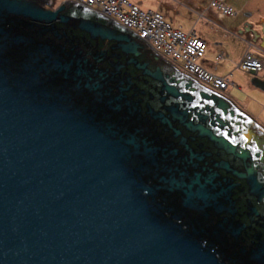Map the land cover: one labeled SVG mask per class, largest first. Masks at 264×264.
<instances>
[{"label":"water","instance_id":"obj_1","mask_svg":"<svg viewBox=\"0 0 264 264\" xmlns=\"http://www.w3.org/2000/svg\"><path fill=\"white\" fill-rule=\"evenodd\" d=\"M0 264H264V127L104 13L0 0Z\"/></svg>","mask_w":264,"mask_h":264},{"label":"built area","instance_id":"obj_2","mask_svg":"<svg viewBox=\"0 0 264 264\" xmlns=\"http://www.w3.org/2000/svg\"><path fill=\"white\" fill-rule=\"evenodd\" d=\"M76 1L106 14L131 29L161 56L206 86L224 89L232 84L228 74L219 75L202 63L208 46L207 41L194 30L186 31L174 26L162 12L144 9L131 0ZM210 7H214L226 16L237 14V10L226 0H210ZM222 57L223 53H219L216 58ZM238 66L247 72L252 70L260 72L264 69V58L259 53L247 51Z\"/></svg>","mask_w":264,"mask_h":264},{"label":"crops","instance_id":"obj_3","mask_svg":"<svg viewBox=\"0 0 264 264\" xmlns=\"http://www.w3.org/2000/svg\"><path fill=\"white\" fill-rule=\"evenodd\" d=\"M131 1L138 4L140 7L144 9H152L162 12L166 17V19L169 20L174 26L181 27L186 31L194 30L196 34L203 37L206 41L211 39L216 41V38L219 34L218 32H220V30H223V32L234 31L233 33L235 36V32L238 31V28L240 29L241 27H243L246 21L251 23L252 27L254 29H257L258 31L261 30L262 27L261 24L264 23V14L255 11V7L263 4L261 2L262 0L242 1L240 7L237 8L236 10L243 13L245 11H250V13L251 12L253 13L251 14L249 13V15L245 14V18L243 20L240 18L236 20L235 26H224L222 24H219L220 22L215 21V17L212 16L213 13L212 7H210V3L207 4L205 0H131ZM220 14L222 13L220 12ZM202 20L206 22L205 25H203L204 23L202 24L203 26L199 25ZM217 25H219L220 27H217ZM239 41H241L242 44L241 47L243 48L242 49L243 51L239 58V63L247 51L259 53L262 56H264L263 52H261L257 48V45H253L250 43L248 34L242 35ZM220 53H223V56L225 55L224 51L223 52L221 51ZM228 59L235 60L234 54L228 53ZM203 64L211 70V67L208 65V63L204 62ZM259 73H260L259 76L264 78V69L261 70ZM252 90L253 91L251 92H253L254 98L248 100L247 105L249 106L251 115L255 117L262 125H264V93L261 96H258L254 94L255 93L254 90L256 89H252Z\"/></svg>","mask_w":264,"mask_h":264},{"label":"rangeland","instance_id":"obj_4","mask_svg":"<svg viewBox=\"0 0 264 264\" xmlns=\"http://www.w3.org/2000/svg\"><path fill=\"white\" fill-rule=\"evenodd\" d=\"M62 1H64V0H57V2H55V6L60 4ZM205 1L207 4L210 3V0H205ZM242 1H244V0H226V2L230 3L235 9L240 7V5L242 4ZM262 1H264V0H262ZM212 10H213L212 16L215 17V21L220 22L219 24H222L224 26H235L236 20H238L239 18L243 20L245 18V13H243V12H240V13L236 14L235 16H226V15L220 14V12L218 10H216L214 7H212ZM262 13L264 14V12H262ZM202 24L205 25L206 22H204L202 20L199 25H202ZM217 27H220V26L217 25ZM233 32L234 31H232V32H229V31L225 32L224 31L223 32V30H220V32H218L219 34L216 38V41H214L213 39L207 40L208 46H207L205 57L202 59V63H204V62L208 63V65L211 67V70H213L214 72H216L219 75L228 74L229 78L233 84V87H232L230 93L233 96H235L241 100V99H245L246 95H244V93L238 89V86L248 85L249 80L251 78V75L247 71L242 70L238 66L239 58H240V55L243 51L242 50L243 48L241 47L242 44H241V41H239L240 39L237 38L236 36H234ZM221 51L222 52L224 51L225 55L222 58L217 59L216 56ZM228 53L234 54L235 60H229L228 59ZM263 58H264V56H263ZM254 91H255L254 94H256L258 96H261L264 93L263 91H261L259 89H256ZM250 96H252L251 92H250Z\"/></svg>","mask_w":264,"mask_h":264},{"label":"flooded vegetation","instance_id":"obj_5","mask_svg":"<svg viewBox=\"0 0 264 264\" xmlns=\"http://www.w3.org/2000/svg\"><path fill=\"white\" fill-rule=\"evenodd\" d=\"M55 2H57V0H51V4L53 5V6H55ZM262 3H263V6L262 5H258L257 7H255V11L256 12H260V13H262V12H264V1H262ZM238 13H240V11H238L237 10V14ZM246 15H249V13H250V11H245L244 12ZM251 13H253V12H251ZM250 13V14H251ZM247 22V21H246ZM261 29H262V27H261ZM235 36L237 37V38H239L240 39V37H242L241 35H239L238 34V31L237 32H235ZM253 37V35L251 36V38ZM256 44H260V41L259 40H256V43L255 44H253V45H256ZM158 53V52H157ZM159 54V53H158ZM161 55V54H160ZM201 83V82H200ZM203 84V83H202ZM203 85H205V84H203ZM206 86V85H205ZM206 87H208V88H211V87H209V86H206ZM232 87H233V84H230L229 86H227L226 88H224V89H213V88H211V89H213V90H215V91H217V92H219V93H221V94H223V95H225L226 97H228L229 99H231L243 112H245L246 114H248L250 117H252L255 121H257L261 126H263L264 127V125H262L255 117H253L252 115H251V111H250V109H249V106L247 105V103H248V100H250V99H253L254 97H252L253 96V92H251V91H253L252 90V88L254 89L255 87H252V86H250V85H246V86H242V85H240V86H238V89L241 91V92H243L244 93V95H246V98L245 99H239V98H237V97H235V96H233L231 93H230V91H231V89H232ZM255 89H257V88H255ZM250 92L252 93V96H250ZM248 96V97H247Z\"/></svg>","mask_w":264,"mask_h":264}]
</instances>
